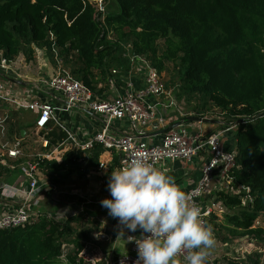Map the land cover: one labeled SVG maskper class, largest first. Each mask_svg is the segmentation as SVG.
Segmentation results:
<instances>
[{
	"label": "trees",
	"instance_id": "obj_1",
	"mask_svg": "<svg viewBox=\"0 0 264 264\" xmlns=\"http://www.w3.org/2000/svg\"><path fill=\"white\" fill-rule=\"evenodd\" d=\"M109 1L101 22L96 4L88 0H0L2 58L12 62L23 53L30 59L35 47L54 60V49L69 74L95 92L106 90L111 69L128 70L126 47L148 60L159 74L172 64L178 75L174 85L188 102L196 101V117L207 118L210 106L227 116L220 129L237 124L231 186L248 187L252 201L243 206L242 192L236 196L221 193V204L232 215L225 216L219 230H212L223 231V243L243 238L262 241L264 0ZM65 138L54 129L47 136L49 147ZM72 155L65 154L60 164L55 160L42 163L54 185L68 175L66 166L74 164ZM3 173L8 170L3 168ZM257 220L259 226L254 227ZM70 224L41 216L25 227L0 231V264H61L67 246L72 250L64 255L66 263L80 264L78 254L86 236ZM261 257L255 251L245 258L225 257L221 263L264 264Z\"/></svg>",
	"mask_w": 264,
	"mask_h": 264
},
{
	"label": "built area",
	"instance_id": "obj_2",
	"mask_svg": "<svg viewBox=\"0 0 264 264\" xmlns=\"http://www.w3.org/2000/svg\"><path fill=\"white\" fill-rule=\"evenodd\" d=\"M93 3L100 12L97 19L103 22L105 11L103 0H94ZM52 52L55 61L58 55L54 49ZM126 57L129 63L128 70L121 72L119 69H111L106 80V90L103 92L91 90L75 80L68 71L58 68L53 76L39 79V87L36 88L39 93L52 94L55 100L37 98L28 101L25 99L27 97L11 98L7 93L4 78L0 80V102L9 104L17 110L37 112L35 130L43 133L41 144L45 150L49 148L47 139L49 133L54 128L63 132L66 135L65 140L52 146L53 153H59L61 159L67 153L72 152L77 156L100 146L105 152L117 154L118 170L127 167L138 157L144 158L156 168L167 161L185 164L199 161L200 179L186 196L189 205L195 204L199 207L205 225L214 213L224 211L221 204L211 199L215 178L228 185L231 193L239 195L242 192L243 206L250 204L252 200L248 187L239 186L234 190L231 186L232 171L236 167V150L226 151L222 146L223 137L230 131L236 133L237 124H229L207 137L192 132L189 124L185 122L186 115L179 110L173 90L166 87L161 75L150 62L130 52ZM8 63L2 59L0 69L6 70ZM74 110L90 113L98 122L95 126L96 131L88 140L79 141L59 119L62 112ZM174 114L182 117L180 124L175 129H167L162 134L157 133L160 129L166 128L165 120ZM50 155L51 152H48L29 157L18 148L6 150L7 159L13 162L21 160L17 168L21 181L14 183L9 178L0 184V204L9 202L6 211H0V231L25 227L41 216H47L57 223L66 222L75 216L76 213L71 211L72 209L63 207L57 208L51 214L41 211L40 195L53 189L46 177V168H42L43 162L55 160ZM201 155L204 156L202 161ZM11 165L5 163L3 167L13 169ZM103 168L104 164L100 163L98 169ZM104 198H111L108 190L83 195L80 211L85 205L95 202L91 200L101 201ZM204 198H209L210 202L203 205ZM255 225L259 226L258 220ZM251 241L252 239L244 243L249 247ZM129 251V254L109 264H136L137 247L134 240L130 242ZM184 255L186 253H181L177 257L181 264H184ZM79 262L97 264L98 261L90 255L88 248H83L78 254L77 263Z\"/></svg>",
	"mask_w": 264,
	"mask_h": 264
},
{
	"label": "crops",
	"instance_id": "obj_3",
	"mask_svg": "<svg viewBox=\"0 0 264 264\" xmlns=\"http://www.w3.org/2000/svg\"><path fill=\"white\" fill-rule=\"evenodd\" d=\"M106 3H110L103 1L104 10H106ZM33 54L30 59H27L23 53H20L15 60L9 62L7 65V69L2 71L0 69V80H3L5 77L10 79H15L20 81L23 85H18L6 80L7 93L11 98H20L27 97L28 101L34 99H45V100H55V96L53 97L50 93H39L36 88L39 87L38 81L44 77H51L54 75V67L51 63V59L45 54V50H40L38 48L32 47ZM2 56L0 53V61L2 60ZM118 70V69H117ZM5 107L10 109L12 112L10 115H18L24 114L23 117H19L16 122L5 120L9 117L4 113L0 115V126L8 125V128L5 130L6 134L3 135L0 129V152L2 155H5L6 150L8 149H16L19 146L23 147L27 151V156H34L36 154H45L51 152V157L55 159L57 163L60 164L61 157L59 153H53L52 146L49 147V150H45L41 144V137L43 135L42 132H38L35 130V121L33 125L28 124V115H26L24 110H17L13 106L9 104H4ZM32 112V111H29ZM35 112V111H33ZM18 113V114H17ZM22 114V115H23ZM185 115V114H184ZM208 119L217 121V123L211 124H189V128L192 132L196 134H200L203 137H207L216 131H218L221 126H223L222 121L227 119V116L224 114H210L208 113ZM37 112L35 114V120L37 119ZM211 116V117H209ZM9 119V118H8ZM60 121L64 124L66 128L72 131L75 137L79 141L88 140L89 137L96 131L95 126L98 123L96 118L93 117L92 114L87 112H79V111H70V112H62L60 117ZM182 121V117L178 116V114L170 115L168 119L165 120L166 128L163 130L169 129L173 124ZM222 122V123H221ZM98 125V124H97ZM57 129V128H54ZM53 129V130H54ZM12 133L10 134V131ZM18 130V137L21 139V144L16 145L19 142V139H16L15 131ZM52 130V131H53ZM58 130V129H57ZM162 129H160L157 133H159ZM34 131L37 136V140H31L29 134ZM160 134V133H159ZM236 133L234 131H230L228 134L223 137L222 146L226 151L235 150L236 147ZM26 140H23V139ZM8 139L9 144L5 143V140ZM33 145L34 148H33ZM38 147V149H36ZM100 146H96L92 151L87 153L78 154L77 156L72 155V165L69 166V162L66 166L68 175H65L64 178H58L57 180L61 182L59 185H54L51 181L53 189H49L43 192V195L46 196L45 201L41 203V211L43 213L51 214L57 208L63 207L72 209L75 216L68 219L71 222V226L76 232L84 231L86 239L83 242V248H88V251L91 256L97 259V264H109L116 259L129 254L130 242L129 236H135L132 238H139L141 233L139 231L132 233L125 231L124 235L120 233V226L116 219L108 216L107 210L104 209L99 200H91L95 201L90 205H85L80 211L82 205V196L86 194H92L95 192H103L107 191V183L110 176L111 171L118 170L117 162L118 156L115 153L105 152L103 149L100 154L95 158L96 151ZM0 154V155H1ZM116 156L117 160L115 162ZM10 163H6L7 161L2 162V166L5 163L13 169H4L8 170V174L5 175L4 179H2L3 183L5 180L11 178V181L14 183L20 182V176L18 171V164L21 163V160L18 162H13L7 159ZM204 160V156L201 155L200 161ZM1 163V162H0ZM104 164V168L99 170L98 165ZM157 169L163 170L168 175H171L176 185L186 194L190 191L195 184L200 179V163L196 161L193 164H185L179 161L173 162H163L161 163ZM47 177V175H46ZM48 178V177H47ZM24 186V184H21ZM213 192H212V201L218 202L220 201L221 193H230V187L225 183L218 181L216 178L212 184ZM232 189H234L232 187ZM87 198V197H86ZM209 198H204L202 204L205 205L209 203ZM9 202H5L4 204H0V211L5 212ZM222 205V204H221ZM224 208L223 213H214L206 222L207 226H210L212 229L217 228L219 230V226H224L225 216L232 215V212ZM218 226V227H217ZM223 233V231H221ZM222 233H218L217 231H213V235L215 238V242L217 241V237L220 238V242L223 244V247H232V244L223 243L222 242ZM238 240V239H237ZM237 240L232 241L236 243ZM240 240V239H239ZM245 242V240H243ZM72 250V246H67L64 250L61 261L66 263V259L64 257L65 254H68ZM232 258V257H231ZM241 258V257H238ZM177 264H181L180 261L177 260Z\"/></svg>",
	"mask_w": 264,
	"mask_h": 264
},
{
	"label": "clouds",
	"instance_id": "obj_4",
	"mask_svg": "<svg viewBox=\"0 0 264 264\" xmlns=\"http://www.w3.org/2000/svg\"><path fill=\"white\" fill-rule=\"evenodd\" d=\"M107 190L111 198L100 204L117 220L120 233H141L128 237L137 247L136 264H177L181 253L184 264H206L207 250L215 246L213 230L171 175L138 157L111 171Z\"/></svg>",
	"mask_w": 264,
	"mask_h": 264
},
{
	"label": "rangeland",
	"instance_id": "obj_5",
	"mask_svg": "<svg viewBox=\"0 0 264 264\" xmlns=\"http://www.w3.org/2000/svg\"><path fill=\"white\" fill-rule=\"evenodd\" d=\"M93 3L94 0H89ZM104 2H106L105 0H103ZM113 1V0H112ZM108 2V0H107ZM111 4L110 3H106V6L109 7ZM105 6V5H104ZM128 47L125 48V53L124 55L127 56L128 54V50H127ZM42 50V49H40ZM33 54V53H32ZM45 54H46V51H45ZM48 56V54H47ZM55 61H59L58 63ZM55 61L52 59L51 60V63L53 64V67H54V72H56L58 70V68H63L65 69L66 71H69V67H66L63 65V59H60L58 56L57 58L55 59ZM55 74V73H54ZM160 77L162 78L163 82L166 84V83H169L172 81L173 85H169V89L173 90V95L178 97V99L176 98V101L178 102V106H179V110L182 112V114H185L186 115V118H185V122H186V119L189 118V117H196V111H195V107H196V101L195 100H191L190 102H188L186 100V97L179 92L178 90V86L174 85L175 82L178 81V75L175 71V69L173 68L172 64H169L167 65V70L163 71L162 73H160ZM101 85V84H100ZM98 85V86H100ZM12 111L10 109H8L7 107H5L4 103H1L0 102V115L1 114H5V115H8L9 116V113H11ZM26 115H28V124L30 125H33L34 121H35V114L36 112H25ZM206 113H210V114H214V115H217V114H220V112L218 110H216L214 107H208L207 110H206ZM18 114V113H17ZM23 114V113H22ZM20 114V116L18 115H10L6 120H5V123L8 121H12V122H16L17 123V119L19 117H23L24 114L22 115ZM226 116V115H225ZM211 117V116H209ZM7 124V123H6ZM188 124V123H187ZM4 129L2 131V134L5 135L6 134V129L8 128V125H1L0 126V129L2 128ZM163 130V129H162ZM189 130V129H188ZM190 132V131H189ZM5 133V134H4ZM15 134H16V139H19L20 141L16 143V145H20L21 144V139L18 137V130L15 131ZM31 140L35 141L37 140V136L35 135L34 131H32L30 134H29ZM23 140H26L25 138ZM5 143L9 144V141L8 139L5 140ZM35 145H33V148H34ZM23 147H18V149L22 150V152L25 154V156H27V151L24 150V149H21ZM36 149H38V147H36ZM49 149V148H48ZM46 149V150H48ZM26 153H25V152ZM1 154V152H0ZM3 161H7L6 163H10L6 156L5 155H0V162H3ZM3 166L1 165L0 163V173L1 175L3 176V178L5 177L4 173H3ZM235 190V189H234ZM228 194H231L233 196H236L237 194L235 193H228ZM46 199V196L43 195V193L40 195V203H42V201H45ZM235 211H238V209H236ZM256 226V225H255ZM254 226V227H255ZM262 228H264V223L262 224ZM251 238H243V239H240V240H237L236 243H233L231 242L230 244H232V247H223L222 243L219 241L220 238L217 237V241L215 242V246L211 249H208L207 252H208V255H207V259H206V262H208L209 264H212L214 261H216V264H223L221 263L222 262V259L225 258V257H232V258H238V257H246L248 254H251L252 252H257V253H260L262 255L261 257V262L264 263V239L262 241H256L255 239H252V241L249 243V247H248V244L247 243H244L243 240L245 241H249ZM248 247V248H246ZM61 264H65L64 261L60 262Z\"/></svg>",
	"mask_w": 264,
	"mask_h": 264
},
{
	"label": "water",
	"instance_id": "obj_6",
	"mask_svg": "<svg viewBox=\"0 0 264 264\" xmlns=\"http://www.w3.org/2000/svg\"><path fill=\"white\" fill-rule=\"evenodd\" d=\"M6 80L18 84V85H23L20 81L15 80V79H10L5 77ZM186 123L188 124H193V123H197V124H211V123H217V121L208 119V118H199V117H189L186 119ZM180 124V122L173 124L169 129H175L178 125ZM166 130H161L159 133L162 134L164 133Z\"/></svg>",
	"mask_w": 264,
	"mask_h": 264
}]
</instances>
